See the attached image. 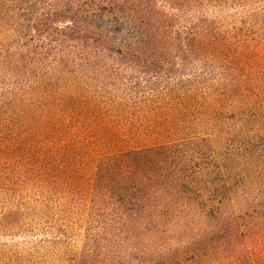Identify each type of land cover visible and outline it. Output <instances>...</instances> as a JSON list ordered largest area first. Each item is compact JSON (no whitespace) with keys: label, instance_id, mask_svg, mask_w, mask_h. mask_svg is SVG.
<instances>
[{"label":"trees","instance_id":"16d2710c","mask_svg":"<svg viewBox=\"0 0 264 264\" xmlns=\"http://www.w3.org/2000/svg\"><path fill=\"white\" fill-rule=\"evenodd\" d=\"M3 239L0 264H264V0H0Z\"/></svg>","mask_w":264,"mask_h":264},{"label":"rangeland","instance_id":"374dc122","mask_svg":"<svg viewBox=\"0 0 264 264\" xmlns=\"http://www.w3.org/2000/svg\"><path fill=\"white\" fill-rule=\"evenodd\" d=\"M19 240H21V239H19ZM19 240H16V241H19ZM6 239H3V240H1L0 241V251L1 252H3V251H5L6 249H5V243H6Z\"/></svg>","mask_w":264,"mask_h":264}]
</instances>
